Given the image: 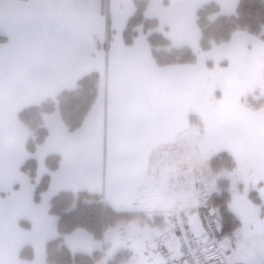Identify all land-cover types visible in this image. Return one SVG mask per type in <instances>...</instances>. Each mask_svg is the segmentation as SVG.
Listing matches in <instances>:
<instances>
[{"label": "snow or ice", "instance_id": "obj_1", "mask_svg": "<svg viewBox=\"0 0 264 264\" xmlns=\"http://www.w3.org/2000/svg\"><path fill=\"white\" fill-rule=\"evenodd\" d=\"M201 0H190L189 16L194 21ZM132 8L128 0L110 9L112 26L117 30L110 58L123 63L147 49L141 36L132 48H126L119 32L123 30ZM106 16L97 0H8L0 8V92L5 82L4 69L17 52L24 56L23 75L44 80L56 72L82 75L104 58L95 47V39L104 38ZM163 23V21H162ZM214 86V85H213ZM22 84L13 88L19 95ZM254 104H264L257 96ZM182 104L178 111L186 112ZM230 152L236 167L214 174L210 158ZM23 155L8 162L7 176L0 175V190L11 191L19 182L18 192L0 200V229L17 239L24 236L18 227L22 215L32 219L34 231L47 217V197L37 205L32 202V186L19 172ZM226 176L231 182L232 199L227 208L239 217L240 226L225 234L228 221L223 206L214 204L217 180ZM243 183L244 190H237ZM264 182V123L238 134L217 130L174 154L146 145L127 153L100 136L94 151L75 158L70 166L53 177V187H87L102 194L117 213L132 214L104 233L110 243L107 257L119 248H130L133 255L125 264H264V218L260 208L248 198L249 187ZM264 199V187L258 188ZM5 234L0 230V235Z\"/></svg>", "mask_w": 264, "mask_h": 264}, {"label": "crops", "instance_id": "obj_2", "mask_svg": "<svg viewBox=\"0 0 264 264\" xmlns=\"http://www.w3.org/2000/svg\"><path fill=\"white\" fill-rule=\"evenodd\" d=\"M208 1L217 2L222 14L233 12L239 3V0H201L200 5ZM121 2L122 0H97L106 20L104 38H94L95 47L105 55L91 71L82 75L56 72L44 80L32 79L23 75L22 52H17L11 64L4 69L5 86L0 92V175L6 177L8 162L17 154H22L19 172L32 186L34 204L39 205L47 197L49 219L41 221L34 231L32 219L22 215L18 220V227L24 236L20 239L7 233L6 226L0 229L5 233L0 235V264H50L47 262L46 245L48 240L59 234V217L49 211L51 198L63 190L90 191L87 187L78 190L72 187L54 188L53 177L62 169L68 168L75 158L94 151L101 135L107 142L130 154L146 145H152L159 152L174 154L184 151L193 142L217 130L238 134L244 129H253L264 123V107L253 108L243 102V97L249 93L258 91L264 94V38L246 29H237L229 40L214 42L209 49L203 50L200 47L201 30L196 21L200 5L193 21L188 11L190 0H148L146 17L157 18L158 29L172 45H188L197 54L195 62L161 66L153 56L142 25L137 27L133 42L126 43L124 29L135 11L134 0H128L132 12L123 30L119 32L120 38L126 48H132L143 36L147 49L123 63H114L110 53L117 30L112 26L110 9ZM7 7L8 0H0V8L6 10ZM3 36L5 40L0 43H7L9 37ZM92 71L99 73L98 92L83 124L71 131L59 110L45 114L47 137L34 152H29L26 145L31 131L20 120V109L38 104L63 90L75 88L78 80ZM17 82L22 84L19 95L13 88ZM182 104L189 105L186 112L178 111ZM223 151L227 150L220 152ZM50 154L60 156L56 169L47 166L46 158ZM30 157L37 161L36 182L45 174H50L48 187L41 193L39 201L34 197L36 182L21 169L22 164ZM210 160L208 167L212 173L230 171H213ZM223 180L229 183L232 199L231 182L226 176H220L217 180V191ZM259 187H264V182L257 188L249 187L247 198L260 208V215L264 218V199L260 197ZM20 188V183L16 182L12 184L11 191L0 190V200H6L11 192H18ZM237 190L243 192L242 182L237 185ZM251 192L257 194L260 203L250 197ZM95 193L103 198L99 192ZM233 214L236 216L234 212ZM114 225L104 230L101 239L95 238L85 228H76L65 234L64 242L73 253L93 254L101 251L102 257L96 263L101 264L111 247L104 240V233ZM26 245L33 248L34 255L31 259L20 256L21 248ZM119 252L126 254L124 261L119 264H125L133 255L130 248H119L112 256L107 257L106 264Z\"/></svg>", "mask_w": 264, "mask_h": 264}, {"label": "trees", "instance_id": "obj_3", "mask_svg": "<svg viewBox=\"0 0 264 264\" xmlns=\"http://www.w3.org/2000/svg\"><path fill=\"white\" fill-rule=\"evenodd\" d=\"M134 2L135 11L129 17L124 29L127 44L133 42L137 27L142 25L157 64L164 66L192 63L197 60V54L188 45L171 44V41L158 29L157 18L146 17L145 10L148 0H134ZM196 21L201 30L200 47L203 50L209 49L214 42L229 40L237 29H246L264 38V0H239L236 9L227 14L220 13L217 2L208 1L198 8ZM2 40H5V36L0 34V41ZM98 82V71H92L82 76L75 88L63 90L56 96L47 97L38 104L21 108L19 118L31 131L26 145L28 151L34 152L47 137L48 130L44 125V115L47 113L59 110L69 130L78 129L95 102ZM257 96H262V94L258 91L249 93L243 97V102L253 108L264 107V104L256 105L252 102ZM59 161V154H50L46 158L50 169H56ZM210 165L213 171L219 172L234 169L236 162L229 152L223 151L210 160ZM21 169L36 182L37 161L34 157L28 158L22 164ZM49 180L50 174H45L36 182L34 196L36 201L40 200L41 193L48 187ZM228 184L226 180L221 181L219 190L212 197L214 204L223 206L226 210L225 215L228 221L225 225V233H231L240 226L239 219L227 208L231 199ZM249 195L256 203L261 202L255 192ZM72 204L77 205L76 209L67 213L66 209ZM49 211L59 217V234L48 240L46 245L47 262L50 264H96L102 257L101 251L93 254L73 253L64 242L65 234L81 227L91 232L95 238L101 239L108 226L133 218L132 214L113 211L98 193L87 190H63L56 193L51 198ZM33 255V248L30 245L20 250V256L23 258L31 259ZM125 257V253L119 252L109 260L108 264H119L124 261Z\"/></svg>", "mask_w": 264, "mask_h": 264}, {"label": "water", "instance_id": "obj_4", "mask_svg": "<svg viewBox=\"0 0 264 264\" xmlns=\"http://www.w3.org/2000/svg\"><path fill=\"white\" fill-rule=\"evenodd\" d=\"M77 205L76 204H72L69 208L66 209L67 213L72 212L74 209H76Z\"/></svg>", "mask_w": 264, "mask_h": 264}, {"label": "rangeland", "instance_id": "obj_5", "mask_svg": "<svg viewBox=\"0 0 264 264\" xmlns=\"http://www.w3.org/2000/svg\"><path fill=\"white\" fill-rule=\"evenodd\" d=\"M262 96H264V94H262ZM225 234H230V233H225Z\"/></svg>", "mask_w": 264, "mask_h": 264}]
</instances>
